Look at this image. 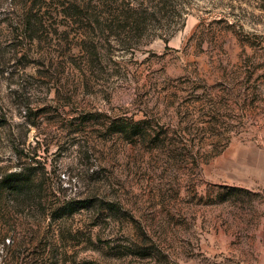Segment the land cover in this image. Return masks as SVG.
I'll use <instances>...</instances> for the list:
<instances>
[{
    "label": "rangeland",
    "instance_id": "rangeland-1",
    "mask_svg": "<svg viewBox=\"0 0 264 264\" xmlns=\"http://www.w3.org/2000/svg\"><path fill=\"white\" fill-rule=\"evenodd\" d=\"M187 5L167 43L92 71L54 6L44 43L12 52L28 5L0 0V181L30 177L0 187V264H264V190L215 163L264 148V0Z\"/></svg>",
    "mask_w": 264,
    "mask_h": 264
},
{
    "label": "trees",
    "instance_id": "trees-1",
    "mask_svg": "<svg viewBox=\"0 0 264 264\" xmlns=\"http://www.w3.org/2000/svg\"><path fill=\"white\" fill-rule=\"evenodd\" d=\"M188 1L88 0L86 7L83 8L81 5L80 8V3H69L67 0H17V2L13 0V3L17 5H28V9L24 18L18 21L13 20L17 27H15L14 33L12 32V35H14L12 39H17L18 43L12 47V52L16 53L18 50L25 49L22 55L28 54L32 50L27 48V42L37 40L39 45L44 43L42 34H52L51 23L46 15L49 11L53 13L51 9L54 6L57 13L62 15L67 23L70 22L73 25L67 31H61L59 36L66 35V37H69L70 34H73L75 41L71 43L70 48H77L81 53L84 65L90 63L92 71L94 69L96 71L100 68L103 59L111 58L116 51L139 50L155 39H161L167 43L184 26L189 11ZM55 34L58 35V33ZM63 40V38H59L58 41ZM58 46L64 47L65 44L59 43ZM41 50L40 56L42 57L47 54L52 55L49 50ZM9 59H0V66L6 67L12 61V59ZM1 72H4V70H1ZM38 77L46 76L39 74ZM94 78H97V76H94ZM86 79L91 82L92 78L87 76ZM25 84L21 81L18 86L24 87ZM33 84L41 86L36 81ZM142 123L144 121L134 123L136 126L134 134L142 132L139 128V124ZM152 132H145L144 136L150 135ZM229 142L230 139L227 138L221 150L205 157L204 162L218 156ZM12 179L15 180L17 185H20L22 181H29L30 177H26L24 172L10 174L1 179L0 187L2 189L6 188L7 182Z\"/></svg>",
    "mask_w": 264,
    "mask_h": 264
},
{
    "label": "crops",
    "instance_id": "crops-1",
    "mask_svg": "<svg viewBox=\"0 0 264 264\" xmlns=\"http://www.w3.org/2000/svg\"><path fill=\"white\" fill-rule=\"evenodd\" d=\"M222 172L220 184L264 190V148L258 143L236 142L230 144L216 159Z\"/></svg>",
    "mask_w": 264,
    "mask_h": 264
}]
</instances>
